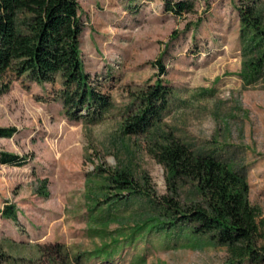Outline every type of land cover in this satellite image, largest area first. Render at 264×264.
<instances>
[{"label": "rangeland", "instance_id": "rangeland-1", "mask_svg": "<svg viewBox=\"0 0 264 264\" xmlns=\"http://www.w3.org/2000/svg\"><path fill=\"white\" fill-rule=\"evenodd\" d=\"M78 2L84 67L109 95L110 109L94 124L69 119L56 97L57 83L23 77L0 93V127L16 129L0 136V152L22 158L19 165L0 162V251L6 254L0 264H60L51 258L55 244L79 255L72 264H225L226 249L201 238L175 246L152 232L130 243L127 228L90 236L86 208L98 168L146 175L157 193L167 192L165 169L150 150L159 136L121 130L129 90L159 77L174 91L159 130L233 162L246 176L249 202L264 218V75L253 83L241 76L236 0H194L181 14L166 10L164 0ZM191 190L184 185L181 199ZM7 204L16 221L3 216ZM142 205L136 198L123 206L106 229L131 227L130 212ZM111 239L119 240L112 258L101 262L84 254Z\"/></svg>", "mask_w": 264, "mask_h": 264}, {"label": "trees", "instance_id": "trees-1", "mask_svg": "<svg viewBox=\"0 0 264 264\" xmlns=\"http://www.w3.org/2000/svg\"><path fill=\"white\" fill-rule=\"evenodd\" d=\"M194 0H164L168 11L181 14L192 9ZM242 67L245 83L264 75V0H236ZM83 22L78 0H0V93L12 79L23 77L37 84L57 83V99L67 118L85 124L99 122L110 109V97L102 92L86 71L81 54ZM160 74L165 69L157 63ZM159 74V75H160ZM173 87L157 78L129 90L121 130L126 135L157 134L150 146L153 157L165 169L167 192L157 193L146 175L135 177L125 168H98L99 180L88 190L87 233L106 236L128 230L129 242L157 232L175 246L201 238L226 249L225 264H264V218L248 199L245 174L236 165L213 151H196L171 132L159 130L170 106ZM13 127H0V136L9 137ZM14 153L0 152V162L21 164ZM191 193L181 199L184 185ZM142 199L141 209L130 212L135 223L106 229L119 219L123 206ZM3 216L17 220L14 206L7 204ZM138 217V218H137ZM137 219V220H136ZM119 240L111 239L90 252L104 259L117 252ZM52 257L60 264L74 258L61 244L52 245ZM1 249V248H0ZM10 256V255H7ZM143 259V257H141ZM6 254L0 251V263Z\"/></svg>", "mask_w": 264, "mask_h": 264}]
</instances>
